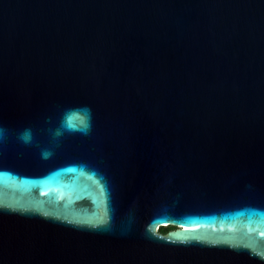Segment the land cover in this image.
I'll return each instance as SVG.
<instances>
[{
    "label": "water",
    "instance_id": "water-1",
    "mask_svg": "<svg viewBox=\"0 0 264 264\" xmlns=\"http://www.w3.org/2000/svg\"><path fill=\"white\" fill-rule=\"evenodd\" d=\"M0 264H264V0H0Z\"/></svg>",
    "mask_w": 264,
    "mask_h": 264
},
{
    "label": "trees",
    "instance_id": "trees-1",
    "mask_svg": "<svg viewBox=\"0 0 264 264\" xmlns=\"http://www.w3.org/2000/svg\"><path fill=\"white\" fill-rule=\"evenodd\" d=\"M172 227H161V228H159L158 229V231L160 232V233H163V234H165L169 229H171Z\"/></svg>",
    "mask_w": 264,
    "mask_h": 264
}]
</instances>
